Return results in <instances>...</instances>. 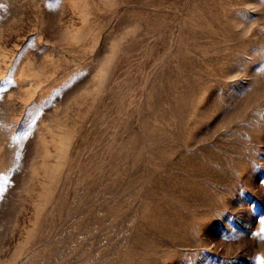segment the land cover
Instances as JSON below:
<instances>
[{
  "label": "rangeland",
  "instance_id": "rangeland-1",
  "mask_svg": "<svg viewBox=\"0 0 264 264\" xmlns=\"http://www.w3.org/2000/svg\"><path fill=\"white\" fill-rule=\"evenodd\" d=\"M0 264H264V0H0Z\"/></svg>",
  "mask_w": 264,
  "mask_h": 264
}]
</instances>
